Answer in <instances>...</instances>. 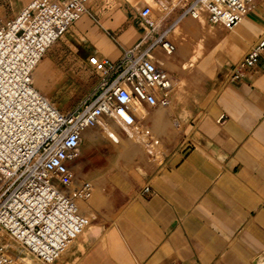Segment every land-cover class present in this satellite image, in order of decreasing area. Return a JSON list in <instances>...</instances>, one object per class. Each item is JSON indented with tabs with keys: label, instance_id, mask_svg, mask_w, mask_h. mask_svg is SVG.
Here are the masks:
<instances>
[{
	"label": "crops",
	"instance_id": "obj_1",
	"mask_svg": "<svg viewBox=\"0 0 264 264\" xmlns=\"http://www.w3.org/2000/svg\"><path fill=\"white\" fill-rule=\"evenodd\" d=\"M33 1L0 0V15L12 20ZM148 1L89 0V11L42 58L36 72L44 80L37 86L41 93L60 101V110H73L67 103L75 88L92 76L98 84L101 79L90 58L119 60L144 32L139 13ZM155 1L171 5L160 21L151 15L165 31L192 0ZM196 19L207 24V37L196 23L181 28H194L207 44L183 68L196 67L199 59L207 76L203 94L193 100L174 90L171 105L182 126L170 141L165 109L145 119L159 144L165 139L158 165L114 169L89 180L106 201L90 206L92 227L56 264H264V69L239 82L229 79L234 64L264 35V0H255L232 29L210 24L203 13ZM155 57L162 68L174 58L161 47Z\"/></svg>",
	"mask_w": 264,
	"mask_h": 264
},
{
	"label": "built area",
	"instance_id": "obj_2",
	"mask_svg": "<svg viewBox=\"0 0 264 264\" xmlns=\"http://www.w3.org/2000/svg\"><path fill=\"white\" fill-rule=\"evenodd\" d=\"M89 7V0H34L0 22V264H56L86 228L82 205L93 186L73 170L86 130L100 127L117 143L115 125L152 155L159 145L134 107L168 108L176 88L155 57L156 48L171 54L175 44L158 30L150 6L139 13L142 36L119 60L90 58L101 79L76 108L60 110L35 86L36 66ZM254 8L255 0H192L180 19L203 13L210 24L232 29ZM260 69L264 35L234 64L229 79L239 82Z\"/></svg>",
	"mask_w": 264,
	"mask_h": 264
},
{
	"label": "rangeland",
	"instance_id": "obj_3",
	"mask_svg": "<svg viewBox=\"0 0 264 264\" xmlns=\"http://www.w3.org/2000/svg\"><path fill=\"white\" fill-rule=\"evenodd\" d=\"M148 4L151 7L153 17L156 21H160L164 17H166V10H164V8H171V5L165 3L167 5L165 6L161 2H156L155 0H149ZM0 18H2L1 15ZM2 19L3 22L9 21L5 18ZM179 19L180 18L176 19L167 28L162 27V30H165L168 34L173 29L167 36L169 40H171L176 45V50L173 53L174 58L170 61H166L163 68L168 69V71L174 76L176 80L178 79L181 81L180 83H175V92H182L189 98L198 100L205 90L207 76L205 75V72H203V70L199 69L197 66L199 64V59L196 60V67L191 69H184L183 63L190 57L189 55H192L190 58L193 59L194 52L197 50V48H199L200 45L204 44L205 46V44H207V40L202 41V38L200 36H197V30H195L194 28H191L189 30H182L181 26H183L185 22H189L190 24L194 25L197 24V26L201 29L202 35H205L207 37V24L203 25L198 21V19L189 16L185 18L178 26H176V24L179 22ZM194 25L191 26L194 27ZM183 50L189 51L186 58H183L181 56ZM41 65L42 64L40 63L35 71L37 86H40L41 82L44 81L36 75L37 71H41ZM97 86L98 83L95 82V76H92V78H90L87 85L83 87H81V85H78L73 91V94L71 96V99L68 101L67 106L76 108L85 98L96 92ZM83 88L84 91L82 90ZM52 102L55 103L57 107H59L60 101L52 100ZM180 103H182L183 105H187L191 102L180 101ZM174 105L175 104L171 105L168 108H162L166 111V131L168 133V136L170 135L171 138H169V141L172 140V138L181 131L182 126L178 124L179 119L176 116ZM136 107L138 108V115L142 117L144 115L143 108L138 105H136ZM144 108L147 112V116H145V118L153 121V117L156 116L155 113L158 111V108L151 109L146 105H144ZM121 136V142L116 143L112 139H110L107 134H105L101 130L100 127L86 130L84 133L81 155L79 159L74 163L73 167L76 178L91 180L97 175H107L114 169H132L135 167L139 168L140 166H156L161 161H163V152L166 151L164 149V138L161 140V143L157 147H155L157 151L156 153L153 152L154 155H152L141 142L127 139V137L122 133ZM126 150L132 151V153L125 154ZM97 201L104 206V202L106 201V199L105 197L97 196L93 189L90 198L86 200V202H84L82 205L83 211L88 218V224L82 234H84V232H86L93 225L94 214L90 206H92V204L96 203ZM73 243L68 247L67 250L64 251L63 254H65L69 250Z\"/></svg>",
	"mask_w": 264,
	"mask_h": 264
},
{
	"label": "bare ground",
	"instance_id": "obj_4",
	"mask_svg": "<svg viewBox=\"0 0 264 264\" xmlns=\"http://www.w3.org/2000/svg\"><path fill=\"white\" fill-rule=\"evenodd\" d=\"M167 54H168V53H167ZM168 55H173V53L168 54ZM40 62H41V61H40ZM40 62H39V63H40ZM37 66H38V65H37ZM37 66H36V67H37ZM35 71H36V68H35ZM35 71H34V82H35V86L37 87V84H36V78H35ZM176 82H177V80L175 79V83H176ZM136 105L142 107L143 104L138 103V102H136V103L134 104V107H135L136 113L138 114V108L136 107ZM140 117H141V116H140ZM111 127H112L111 133L113 134L114 138L117 139L118 142H121V138H122V136H121V133L118 131L117 126L112 125ZM127 139L135 140L134 138H129V137H128ZM135 141H137V139H136ZM151 150H152V152H155V153H156V150H157V149H155V147H152Z\"/></svg>",
	"mask_w": 264,
	"mask_h": 264
}]
</instances>
